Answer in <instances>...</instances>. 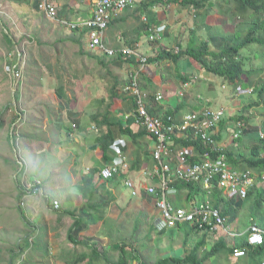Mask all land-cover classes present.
Returning a JSON list of instances; mask_svg holds the SVG:
<instances>
[{
	"label": "crops",
	"instance_id": "0c3cea01",
	"mask_svg": "<svg viewBox=\"0 0 264 264\" xmlns=\"http://www.w3.org/2000/svg\"><path fill=\"white\" fill-rule=\"evenodd\" d=\"M52 1L57 7V19L62 21L59 25L68 31L62 30V38L50 45L44 37L61 33L45 22H59L40 10L41 0H0V63L6 61L9 53L5 35L9 34L17 46V35L30 31L35 46L23 49L24 98L30 94L31 84H44L35 93L41 99L36 116L44 122L35 127V132L31 129L25 141L32 179L25 186L29 189L37 181L42 184L39 198L31 196L27 201L28 210L35 213L34 217L31 214L33 237L16 264H90L93 248L110 256V263L103 260L95 264H114L121 258L118 247L123 244L130 245L126 250L128 257L134 244L139 260L148 264L168 257H185L187 248L181 252L176 248L172 256H166V252L174 250L171 240L175 244L183 240L187 245L191 236L185 242V237L180 236L182 230L156 229L160 212L146 194L149 183L142 174L158 166L153 160L156 143L137 123L135 100L126 95L124 87L130 74L136 73L143 91L151 98L156 93L164 94L163 109L178 117L198 110L195 100L199 97L205 99L203 105L224 109L226 117L217 129L216 138L220 146L227 148L236 125L229 121L241 115L228 112L229 86L196 67L190 58L177 62L156 59L165 51L178 55L192 42L196 45L207 42L212 51H219L225 46V39L237 31L232 25L236 18L231 16L230 5L225 0H204L199 8H193L181 2L135 0L132 8L114 18L106 43L112 50L135 49L138 57L148 59L143 64L137 57L125 61L92 51L86 35L81 36L82 31L63 24L90 18L93 0ZM144 18L149 25L166 27L161 40L149 42ZM61 43L62 49L59 46L56 50ZM184 83L190 84L185 92ZM220 84L226 91L222 95L217 93ZM211 94L215 96L210 97ZM28 108L32 107L27 106L26 111ZM150 111L157 114L155 109ZM259 123L254 118L248 123L249 128L241 137L244 142L256 141L259 132H264ZM238 147L244 148L241 142ZM120 155L126 158L130 170L104 180L101 171ZM127 181L134 183L137 196L125 184ZM171 186L177 191L168 200L176 207L190 208L205 200L194 188L177 183ZM54 201L60 203L59 209H54ZM179 252L184 254L180 256ZM149 256L156 258L154 263L148 261Z\"/></svg>",
	"mask_w": 264,
	"mask_h": 264
},
{
	"label": "built area",
	"instance_id": "2783aa9c",
	"mask_svg": "<svg viewBox=\"0 0 264 264\" xmlns=\"http://www.w3.org/2000/svg\"><path fill=\"white\" fill-rule=\"evenodd\" d=\"M182 0H165L167 4ZM135 0H93L92 16L80 22H63L75 31H87L86 37L90 50L102 55L114 57L116 50L107 46V32L116 16L132 8ZM40 10L47 14L50 19H57V7L52 0H41ZM144 22L148 25V40L156 43L164 35L165 26L151 27L147 18ZM128 58H138L146 64V57H138L135 49L126 48L121 50ZM12 59L9 61V59ZM5 66L6 72L12 77L13 85L16 88L22 83V72L24 60L20 49H16L14 54L8 58ZM129 83L125 85L124 92L127 96L134 98L136 103L137 123L154 139L156 145L153 152V160L157 163L154 170H145L142 174L149 183L146 187V194L152 199L156 209L160 212V219L156 229L158 231H173L182 226H196L200 230L215 233L225 230L227 220L222 214V206L216 208L210 199L191 206L176 207L168 200V197L176 194V189H171L172 184H190L197 191L212 193V189L218 188L225 199L235 198L236 201H244L248 198L250 191L264 185V175L253 176L251 172L236 170L223 155L213 158V155L220 154L224 148L216 140L217 129L225 120L224 109H214L207 104L203 105L205 99L199 97L195 100L199 109L178 117L174 112L163 109L165 95L156 93L154 97H149L140 85L138 75L131 73ZM189 83L182 85L183 92L189 88ZM225 88V87H224ZM253 93L254 91L251 90ZM182 92V93H183ZM150 109H159L157 114H153ZM76 128V126H74ZM249 125L238 123L233 129L231 138L239 139L244 136ZM259 137L264 139V132H259ZM181 141L191 143L200 142L205 148L201 155V161L190 165V160L198 158L195 146L185 147ZM130 165L122 155L113 159L112 165L101 171L104 180L114 178L116 175L130 170ZM39 186L41 182L37 181ZM133 190L134 196L138 195L136 186L132 181L125 183ZM31 188L27 196H34L40 192L39 187ZM202 194V192H199ZM54 209L60 208V203L54 201ZM250 236L247 242L250 246H260L264 244V231L261 230L255 218H251L249 228ZM243 251L237 250L235 256L242 257Z\"/></svg>",
	"mask_w": 264,
	"mask_h": 264
},
{
	"label": "trees",
	"instance_id": "16d2710c",
	"mask_svg": "<svg viewBox=\"0 0 264 264\" xmlns=\"http://www.w3.org/2000/svg\"><path fill=\"white\" fill-rule=\"evenodd\" d=\"M203 1L204 0H182L181 3L184 6L199 8ZM157 2L164 3L165 0H157ZM225 2L227 5H230V8L232 9V18L246 20V26L249 25L248 29L246 27H239L235 34L225 39V46L220 48L219 51H212L207 42H202L200 45H196L194 42H192L189 44L187 50L180 51L178 55H175L174 51H165L156 60L161 61L169 58L174 62H177L179 60L185 59V57L190 58L197 65H195L196 67L215 75L219 79H222L223 82L229 87L235 86L236 88H240L242 90L251 89L255 93H258L259 102L247 105L244 108L245 113L234 116L229 121V123L232 124H248L252 120L249 115L250 111L253 108H257L259 110L261 103L264 104V70L255 68L246 70L244 64L247 58L246 50L248 48L254 45H260L264 47V0H225ZM241 24H243V22ZM241 24L239 26H242ZM150 26L155 27L153 25ZM147 32L149 33L148 30ZM86 34L87 31H83L81 36H85ZM5 36L9 45L14 46L11 36L9 34H6ZM116 51L117 54L115 56L118 58V60L121 58L125 61H131V58L124 56L121 50ZM253 74L258 75L259 79L257 81L254 79L252 80ZM244 76H246L245 81L243 79ZM262 109L264 108H261V110ZM158 111L159 109H156L157 113ZM170 113L173 114V112ZM218 139L216 138L219 144L220 142ZM231 141L228 144V147L224 148L222 153L213 155V158L223 155L236 170L251 172L253 176L264 175V139L259 137L256 141L244 142V140L242 141L241 138H231ZM240 142L242 143V146H244L246 149H249L248 154H245V152H243L238 147V143ZM180 144L189 148L195 146L198 152V158L190 160V165L201 161V155L204 153L205 148L200 142L191 143L187 141H181ZM180 185L191 189L193 188V186L190 184L182 183ZM37 186L38 185L34 183L31 188L33 189ZM17 187L19 189V201L27 197V195L31 192L29 189L21 186L20 184L17 185ZM38 187L41 188V185ZM212 190L213 191L210 194L201 190L198 192H202V195L205 197V199H210L214 207H223L222 214L227 220V225L233 224L237 220L239 213L242 210L247 209L251 214L250 218H255L259 222L260 226H264V185L262 188L252 189L247 199L238 202L235 198L225 199L223 193L218 188ZM50 201L51 197H48L47 202L50 203ZM179 230L183 231L185 242L190 236L205 232L206 237V233H208L206 231L200 230L196 226L189 225L182 226L179 228ZM205 237L192 251H188L185 257H168L159 260L155 264H219L224 256H226V258H230L227 260V262H225L226 264L228 262L230 264H264V244L260 246H250L246 238L241 240L235 239L234 246H230L228 239L222 237L211 247L210 251L202 257L199 253L200 250L205 247ZM21 240L22 246L24 245L26 248L28 245V238ZM18 242H20V240ZM127 248L129 249V246L126 244L118 247V250L122 255L120 260L114 264H130L131 258L139 262L138 264H148L139 260L138 251L133 248L131 250L132 257H128V254H126ZM91 250L92 257H90V264H95L96 262L103 260L110 263L107 255L104 254L103 251L98 250L97 248H93ZM237 250L243 251L244 255L242 257L235 256V252ZM23 252H21V254H23ZM12 264L14 263L12 262Z\"/></svg>",
	"mask_w": 264,
	"mask_h": 264
},
{
	"label": "rangeland",
	"instance_id": "374dc122",
	"mask_svg": "<svg viewBox=\"0 0 264 264\" xmlns=\"http://www.w3.org/2000/svg\"><path fill=\"white\" fill-rule=\"evenodd\" d=\"M242 22L243 24H241ZM246 23V20H242L240 18L232 20V25L235 27V30H238L239 27H246L248 29L249 25L246 26ZM45 24L48 25L49 28L54 30L56 29V31L61 33L60 35L52 37H44V39H46L45 41H47L50 45L57 43L55 42V40L62 38V30L67 29L62 28L59 25L60 23H55L53 21L45 22ZM240 24L242 26H239ZM66 31H68V29ZM23 33L17 35L18 38L16 40L18 41V45L9 46V53L6 56V61H2L0 63V264H12V262L14 264L18 263L19 258L22 255L21 252H23V249L25 248L24 245L22 246L21 239L28 238L29 243L31 238L33 237L32 215L34 217L35 213L32 209L28 210L29 206H27L28 198L31 197H25L19 201V189L17 185L20 184L21 186L26 188V186L32 182L31 173L28 172L29 161L26 158V151L28 148H26L27 146L25 145V141L27 140L30 133H32L31 129H33L35 132V127H40L39 125L44 122V119L36 116V111L38 109L37 105L41 102V99H39L38 96L35 95V93L38 91V88L41 86L44 87V84L39 82H36V86H32L31 84V86H29L31 87V89L29 90L30 94H28L29 97L26 96V98H24V90L23 86H21L22 84H19V86L15 88L5 68L8 58L14 54L17 48L20 49L22 57L24 58L25 52L23 51V49L28 50L32 49L35 46L33 45V40H31L30 38L32 36V33L30 31H25ZM59 46L62 49V43L56 45V50ZM246 56L247 58L244 62L246 70L252 68L264 70L263 46L254 45L248 48L246 50ZM12 59L10 58L9 61H11ZM58 61L59 59L57 60V62ZM48 70L58 71V69L55 68H49ZM252 77V80L254 79L257 81L259 79L258 75L256 74H253ZM243 79L245 81L246 76H244ZM219 87L220 89H218L217 92L218 95H222L224 92H226L222 90L221 84L218 86V88ZM226 89H228L230 92V99L228 101L230 105L227 106L229 109L228 112L233 115L239 112L243 114L245 113L244 108L247 105L259 102L258 93H253L251 89L241 90L240 88H236L235 86H232L231 88L226 87ZM209 96L214 97L215 95L211 94ZM27 106H31L33 109L28 108V110L26 111ZM263 106L264 104L261 103L259 110L257 108H253L252 112L250 111L249 115L252 119H259V126L264 130V109L261 110V108H264ZM241 150L245 152V154L249 153V149H246L245 147L241 148ZM30 179L31 182L29 181ZM38 196H40V193L32 197L39 198ZM250 215L251 214L249 210L244 209L239 213L237 220L231 225L228 224L225 230H221L215 233L208 232L206 233V237L205 232L198 235H193L189 238L187 245L183 244V240L178 241V244H175L173 240H171L172 242H170V244H174V250H172V253L167 251L166 256H172L173 254H175L176 248L180 252L183 251V248H187L185 252L190 251V249L195 248L197 244L203 240L204 237L206 244L199 253L203 256L207 252H209L211 247L222 237L228 239L230 246H234L235 239L241 240L243 238H249V228L251 225ZM262 227L264 226H260L261 230L263 231ZM180 236L181 238H183L184 234H180ZM19 240L20 242H18ZM185 245L186 247H184ZM131 247L133 249H136V246L134 244H131ZM180 252L178 253L180 256L184 254V252ZM149 253L159 255L158 253H156V251H149ZM178 254L176 256H178ZM108 257H110L109 254ZM111 258L113 259L114 257L111 256ZM148 258L151 259H148L150 263H154L156 260V258H153V256H149ZM116 259L117 258H114V260ZM229 259L230 258H226V256H224L219 264H226L225 262H227V260ZM138 263L139 262H135L131 258L130 264ZM227 264L230 263L228 262Z\"/></svg>",
	"mask_w": 264,
	"mask_h": 264
}]
</instances>
